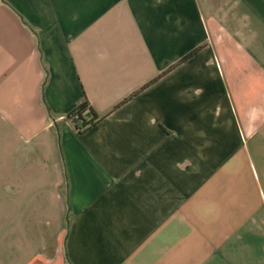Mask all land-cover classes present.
<instances>
[{"label":"crops","instance_id":"crops-1","mask_svg":"<svg viewBox=\"0 0 264 264\" xmlns=\"http://www.w3.org/2000/svg\"><path fill=\"white\" fill-rule=\"evenodd\" d=\"M0 264H264V0H0Z\"/></svg>","mask_w":264,"mask_h":264},{"label":"trees","instance_id":"trees-1","mask_svg":"<svg viewBox=\"0 0 264 264\" xmlns=\"http://www.w3.org/2000/svg\"><path fill=\"white\" fill-rule=\"evenodd\" d=\"M73 112L77 115L78 123L86 127L87 125L91 124L95 119L96 115L93 113L92 109L87 105L86 101L83 100L78 106L73 110ZM70 114L68 115V117ZM68 215L66 214V220Z\"/></svg>","mask_w":264,"mask_h":264},{"label":"built area","instance_id":"built-area-1","mask_svg":"<svg viewBox=\"0 0 264 264\" xmlns=\"http://www.w3.org/2000/svg\"><path fill=\"white\" fill-rule=\"evenodd\" d=\"M69 120L73 123L75 130L83 129L84 127L81 126L77 121V115L75 112H70V116L68 117Z\"/></svg>","mask_w":264,"mask_h":264}]
</instances>
